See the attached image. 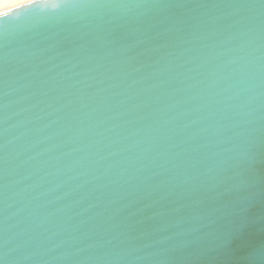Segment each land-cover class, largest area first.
<instances>
[{
  "label": "water",
  "instance_id": "1",
  "mask_svg": "<svg viewBox=\"0 0 264 264\" xmlns=\"http://www.w3.org/2000/svg\"><path fill=\"white\" fill-rule=\"evenodd\" d=\"M47 3L0 21V264H264V0Z\"/></svg>",
  "mask_w": 264,
  "mask_h": 264
},
{
  "label": "clouds",
  "instance_id": "2",
  "mask_svg": "<svg viewBox=\"0 0 264 264\" xmlns=\"http://www.w3.org/2000/svg\"><path fill=\"white\" fill-rule=\"evenodd\" d=\"M21 2H26V0H0V12H4L8 6L16 5V4H19ZM39 5H42V6L47 7V8H58V7H60V4H49V3H47V0H40Z\"/></svg>",
  "mask_w": 264,
  "mask_h": 264
},
{
  "label": "snow or ice",
  "instance_id": "3",
  "mask_svg": "<svg viewBox=\"0 0 264 264\" xmlns=\"http://www.w3.org/2000/svg\"><path fill=\"white\" fill-rule=\"evenodd\" d=\"M40 3V0H26V2H21L19 3V8L16 9L18 11H23L25 9L30 8L31 6L38 5ZM14 10V11H16ZM10 13L9 12H4V15L0 17V21L3 22V26L6 27L7 23L10 21Z\"/></svg>",
  "mask_w": 264,
  "mask_h": 264
},
{
  "label": "bare ground",
  "instance_id": "4",
  "mask_svg": "<svg viewBox=\"0 0 264 264\" xmlns=\"http://www.w3.org/2000/svg\"><path fill=\"white\" fill-rule=\"evenodd\" d=\"M16 5H17V4H16ZM12 6H14V5L8 6L7 8L12 7Z\"/></svg>",
  "mask_w": 264,
  "mask_h": 264
}]
</instances>
